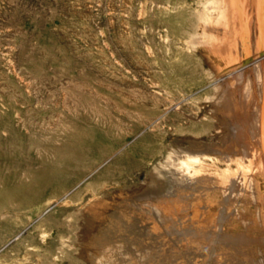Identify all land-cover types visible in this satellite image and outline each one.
<instances>
[{"label":"rangeland","instance_id":"rangeland-1","mask_svg":"<svg viewBox=\"0 0 264 264\" xmlns=\"http://www.w3.org/2000/svg\"><path fill=\"white\" fill-rule=\"evenodd\" d=\"M155 4L0 0V264H91L88 254L95 250L87 239L98 223L87 224V215L97 200L106 197L115 204L124 194L132 197L151 181L156 166L167 171L171 153L192 142H207L213 147L200 144L197 150L211 153L223 136L236 135L217 106L218 75L209 61L198 57L172 65V32L159 22L163 18ZM250 16L248 33L239 36L254 50L248 61L253 62L243 73H234L239 75L236 80L242 79L235 84L244 94L249 86L254 88L255 102H260L264 83L250 69L261 62L257 57L264 49V23L254 13ZM252 79L257 83L251 87ZM256 110L253 123L240 121L249 136L256 134ZM64 145L84 149L83 157L55 156ZM168 197L173 201L157 197L164 200L163 205L158 200L159 208L153 197L137 203L139 217H144L139 218L141 248L162 253L166 264H228L225 256L215 257L216 235L218 241L212 237L208 252L185 240L194 236V229L183 224L190 211L179 207V197ZM161 205L173 213L170 224L161 216ZM133 247L126 240L117 256H137L139 250Z\"/></svg>","mask_w":264,"mask_h":264},{"label":"bare ground","instance_id":"bare-ground-1","mask_svg":"<svg viewBox=\"0 0 264 264\" xmlns=\"http://www.w3.org/2000/svg\"><path fill=\"white\" fill-rule=\"evenodd\" d=\"M155 1L158 12L162 14L160 16L163 18V20L159 22L167 23L172 32V38L170 40L172 48H169L174 58L172 65L180 64L183 61H189L193 58L197 59L198 57L203 62L209 61L210 68L215 70L218 75V78L214 82V84L218 85V89L220 90V94L216 97L217 106L223 113L222 115L223 118L225 117L226 124H229L228 126L235 129L233 131H235L236 135L230 133L223 136L222 138L224 141L222 140V144L219 145V148L216 147L218 150L214 147L211 153L197 150L200 144L203 145H201L202 147L208 146L212 148L213 146L210 147L207 145V142L204 143V141L201 140L195 142L191 141L190 147L181 148L180 151L172 150L173 153H171L168 159L170 160L172 158V162L169 163V161L166 163H169V166L167 165L169 167L168 170L163 171L160 165L156 166L151 173V181L148 183L146 181V187L143 190L134 192L132 197H128L124 194L126 197L116 200L115 204H112L106 197L97 200L93 204L94 207L90 209L87 215V224L93 226L95 222L98 223L97 229L95 228L96 232L91 234V236L89 235L87 239V244L91 245L96 251L91 250L88 254V259L91 264H166L162 261L164 259L162 258V253L157 254L158 252L152 253L151 251L150 253L140 246V244L143 243L142 241H144H141L140 232L142 230L140 227H143V224L140 223L144 217H139L141 213H139L140 206L138 204L147 198L153 197L155 198L154 202L156 201V204H154L157 205L158 200L159 203L164 201L161 200L160 202V198L156 200L157 197L162 198L166 196L169 199L168 196L171 194L177 198L179 197L177 203H182L179 204V207L186 206L185 208L190 211V218L185 222L183 221L185 219L182 221L183 224L187 222V224L194 229V233L192 234L194 236L185 239H190L189 242L191 244H189L192 245V247L196 246L198 251V248H201L200 251H203L202 249L204 248L208 252L209 248L213 245L212 237L216 235L219 240L218 241L215 236V240L218 241L216 242L219 243L216 250H218L219 253L216 254L215 257L222 259L225 256L226 263L228 264H264V89L262 91L261 89L263 87L260 85L262 88L260 89L261 97H259V99L262 98V101L260 100L259 102V100L256 99L257 101L255 102L252 92L254 88H250L249 86L246 94H244L243 92L245 90L236 86V84H238L236 81L242 79L236 80V77H239V75L237 74L235 77L234 74L237 70L239 71L241 69V73H243V69L245 70V68L253 62H248L253 49H251L245 37L243 38L242 36H246L248 33V23L252 21L250 13H254L256 19H258L260 23H264V0ZM240 33L242 34V38L239 36L241 35ZM237 35L241 39H239ZM257 58L261 60V62L255 64L250 70H255L256 75L254 76H256V81L264 83V49L259 51V56ZM253 81L255 80L252 79L250 82L248 81L251 83V87ZM240 91L242 94L238 95ZM255 108H258V110H256L257 112L255 111L256 114H259V118L256 119L258 121L257 125H255L257 126V128L255 127L257 130H255L256 134L253 133L252 135L251 133L249 136V130L244 126L242 128V126H240V121L246 119L251 123L253 120L252 117L255 115ZM235 121L237 122L236 127L232 126ZM229 128L230 127H228V129ZM240 132L242 135L244 132L245 136H242ZM210 144L213 145V143ZM83 150L79 146L70 147L64 145L61 148H57L54 151V155H60L63 159L70 158L78 160L83 157ZM218 160L223 161L225 166L222 167L219 165L217 162ZM150 201H152V199ZM170 201H173L172 197ZM135 203L139 208L134 205ZM159 203L157 205L158 208ZM162 205L160 206L162 207L161 216L164 215L170 224L171 222L169 220L173 219L170 218V214L173 215V213L170 212L169 207H163ZM147 207L149 208V206ZM225 207V211H227L228 214L223 211ZM179 211L177 213L180 214ZM144 212H146V210L143 211V213ZM149 212L152 213V210H149ZM179 214H177V216ZM182 215H184V211ZM164 217H161V219ZM139 218H141V221ZM158 218H160V216ZM173 221L175 220H172V222ZM87 224L85 223V225ZM161 226H153V228L155 229L157 227L161 229ZM177 227L176 229H179V225ZM185 229L186 233L190 230H187V226ZM199 231H203L204 236H201V233H198ZM172 232L177 231L173 230ZM132 234L134 235L132 236ZM180 234L182 235V233ZM159 235L161 236V234ZM126 240L136 245V247L133 248L139 250V253L136 252L138 254L137 256H133V250L131 251L133 255H125V257L117 256V251L119 252V250H117L118 247L120 248ZM87 247L88 246H86V249H88ZM81 249L82 247L79 251H81ZM188 250H190V248H188ZM185 252L186 251L183 253L185 254ZM174 253H172L173 257L176 256V253L175 256ZM189 254L190 253H188V255ZM83 262L85 261H82V263ZM169 262L167 263L169 264ZM177 263L178 262H176V264ZM191 263L193 264L194 260Z\"/></svg>","mask_w":264,"mask_h":264}]
</instances>
